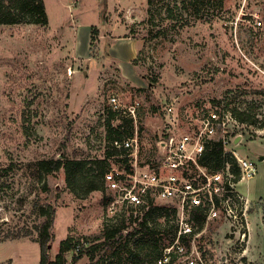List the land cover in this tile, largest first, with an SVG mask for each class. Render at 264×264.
Returning a JSON list of instances; mask_svg holds the SVG:
<instances>
[{
  "label": "rangeland",
  "instance_id": "rangeland-1",
  "mask_svg": "<svg viewBox=\"0 0 264 264\" xmlns=\"http://www.w3.org/2000/svg\"><path fill=\"white\" fill-rule=\"evenodd\" d=\"M44 1L47 26L0 24V264H40L33 238L47 217L42 205L54 207L51 257L66 238L105 241L104 193L72 191L63 168L40 178L35 162L60 154L103 158L111 96L122 105L141 100L145 150L165 132L170 103L190 120L217 106L255 114L256 123L232 144L257 166L238 185L249 198L248 242L238 250L215 226L199 242L207 264H264V26L250 20L254 8L264 13V0H136L132 9L104 10L103 20L95 0L76 8L73 0ZM93 26L99 35L92 42ZM135 39L142 45L134 62ZM27 229L31 235L7 237ZM112 244L104 242L94 259L74 261L68 251L66 264H110ZM140 251L143 260L126 249L122 262L153 264L155 249Z\"/></svg>",
  "mask_w": 264,
  "mask_h": 264
},
{
  "label": "built area",
  "instance_id": "built-area-1",
  "mask_svg": "<svg viewBox=\"0 0 264 264\" xmlns=\"http://www.w3.org/2000/svg\"><path fill=\"white\" fill-rule=\"evenodd\" d=\"M250 15L254 27L264 26L262 9L254 8ZM109 103L107 113H116L112 125H122L109 141L115 153L104 174L109 196L105 224L148 219L155 207L170 214L173 225L161 229V236L168 239L161 245L155 264H207L208 252L199 239L209 226L224 229L234 248H243L250 231L249 198L238 185L253 177L257 166L238 154L232 144L240 142L247 123L222 106L202 109L190 120L175 112L170 103L165 106L169 116L165 132L145 150L137 124L142 117L141 100L122 105L111 96ZM213 143L223 147L222 163L216 166L204 163ZM158 219L164 221L165 215ZM122 232L127 234L128 228ZM226 254L223 262L228 259Z\"/></svg>",
  "mask_w": 264,
  "mask_h": 264
},
{
  "label": "trees",
  "instance_id": "trees-1",
  "mask_svg": "<svg viewBox=\"0 0 264 264\" xmlns=\"http://www.w3.org/2000/svg\"><path fill=\"white\" fill-rule=\"evenodd\" d=\"M157 0H147L148 4H153ZM201 1V0H200ZM23 22L40 24L47 26L49 23V17L46 10V4L44 0H0V24H18ZM99 35L97 26L92 27L91 39L92 42ZM138 57L134 58L135 62ZM231 109L229 107H225ZM233 114L242 122L247 124L256 123L255 114L248 113L246 110H240L238 108H232ZM108 134L107 138L111 140L118 134V128L122 125V122L118 124V127L112 125V119L116 117V113L110 110L107 113ZM264 126V123L262 124ZM223 147L220 143H213V147L206 152V160L204 163L208 165H220L222 163L221 153ZM115 153V150L110 146L105 151L103 158L96 159H81L70 158L64 154H60L59 157H53L51 159L44 158L35 162V168L39 177L41 178L45 174H51L60 169H64L66 173V179L68 186L74 192L82 194H88L92 191L100 190L104 193V201L108 205L109 196L106 194V185L104 181V174L111 165L110 158ZM42 213L47 217L38 225V236L33 238L38 241L41 247L40 264H66V253L73 251V259L78 260L84 255H89L94 259L95 252L99 247L108 241H112V257H115L114 261L110 264H124L122 262V256L120 255L124 250L128 249L134 254L136 258L143 260L140 256L141 247H150L155 249V255L152 256V263L155 264L156 258L161 251V233L162 227L172 226L170 221V214L161 212L162 208L155 207L153 214L148 219L134 220L130 219L129 223L121 222L119 225L105 224L104 237L105 241L89 244L90 238H78L73 240L72 238H66L61 241L59 252L51 257L49 254V245L52 243L53 237V213L54 207L52 204L48 206H41ZM165 215L164 221H159L158 217ZM197 218V216H195ZM202 217L199 218V221ZM127 227L128 233L124 234L122 229ZM167 229V228H166ZM30 229L19 230L16 233L10 234L7 237H21L31 235ZM207 261L209 258H206ZM86 264H96V262L90 261Z\"/></svg>",
  "mask_w": 264,
  "mask_h": 264
},
{
  "label": "crops",
  "instance_id": "crops-1",
  "mask_svg": "<svg viewBox=\"0 0 264 264\" xmlns=\"http://www.w3.org/2000/svg\"><path fill=\"white\" fill-rule=\"evenodd\" d=\"M73 1L76 5L75 8L78 7L77 5L79 3V0H73ZM96 1H97V4H96L97 9L95 11L99 15L100 20L101 19L103 20L104 10H107L108 11L107 13L112 12L115 14V12H113V11L116 9V7L120 8V9L124 8L127 10L129 8L130 9L135 8V6H136V0H104V1L103 0H95V3H96ZM103 2L106 5L105 7H103L104 6ZM107 13L104 15L106 16ZM131 16H132V14H131ZM105 20H107V19H105ZM141 45H142L141 40L135 39L134 46H133L134 50H133V55H132L133 59L136 58V56L134 54H136V55L138 54Z\"/></svg>",
  "mask_w": 264,
  "mask_h": 264
}]
</instances>
